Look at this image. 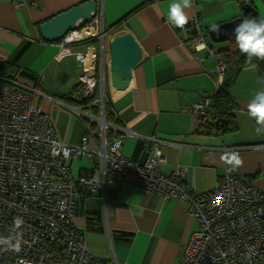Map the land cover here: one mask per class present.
<instances>
[{"label": "crops", "instance_id": "obj_1", "mask_svg": "<svg viewBox=\"0 0 264 264\" xmlns=\"http://www.w3.org/2000/svg\"><path fill=\"white\" fill-rule=\"evenodd\" d=\"M86 1L0 0V69L4 64L13 67V73L19 75L17 82L37 91L34 107L48 116L58 140L71 146L81 145L83 137L90 136L88 121L77 118L70 109L82 70L74 56H59L62 40L45 42L39 27ZM96 1L97 15L102 7L104 24L113 29L109 40L117 33L130 32L143 51L124 88L107 89L99 84L97 95L101 94L113 126L107 139H122L123 156L138 163L144 151L151 155L160 149L163 172L186 169L185 182L198 194L225 179L228 170L222 156L237 152L242 164L233 167L234 174L264 193V132L257 134L256 120L248 115L250 101L264 91L257 69H243L231 88L236 130L217 137L204 135L203 128L209 123H201L199 119L206 118L197 119L192 106L208 100L213 109V98L223 83L215 80L216 64L211 57L181 45L180 33L167 20L172 0ZM243 1L264 18V0H197L194 4L191 0L186 9L188 21L197 16L208 31L241 17ZM119 22L121 30L115 31ZM230 42L213 44L219 54ZM81 49L82 44L73 47L74 51ZM106 59L107 76L109 55ZM24 71L32 76L25 79L20 74ZM63 71L71 80L67 84L58 81ZM95 157H83L90 162L82 161L79 178L99 180ZM72 222L99 264H179L192 232L199 227L184 201L165 200L118 178L103 192L84 195Z\"/></svg>", "mask_w": 264, "mask_h": 264}, {"label": "built area", "instance_id": "obj_2", "mask_svg": "<svg viewBox=\"0 0 264 264\" xmlns=\"http://www.w3.org/2000/svg\"><path fill=\"white\" fill-rule=\"evenodd\" d=\"M174 28L182 46L215 61V80L221 85L227 65L200 19ZM111 30L96 15L66 35L59 55L79 62L82 74L74 99L84 108L73 113L99 126V140L85 136L79 146L59 141L48 116L34 107L37 91L0 77V264H99L72 221L80 199L103 192L114 178L187 204L199 227L179 264H264V193L242 183L232 165L226 163L227 176L215 188L198 194L185 182L186 169L163 172L160 149L141 165L123 156L122 139H107L113 126L97 90L105 81ZM79 44L83 49L74 51ZM192 113L206 118L199 119L205 124L217 118L208 100L194 104ZM83 157L98 159L99 180L72 176L71 161ZM16 218H22L20 226L14 224ZM16 241L19 250L11 246Z\"/></svg>", "mask_w": 264, "mask_h": 264}, {"label": "water", "instance_id": "obj_3", "mask_svg": "<svg viewBox=\"0 0 264 264\" xmlns=\"http://www.w3.org/2000/svg\"><path fill=\"white\" fill-rule=\"evenodd\" d=\"M242 10L243 14L241 17L213 26L208 30L209 37L213 43L219 44L236 40L235 28L243 24L244 18L253 17L259 19L257 10L251 4H244ZM97 12L98 3L96 0H88L78 6L72 7L43 23L39 27L41 38L48 43L60 42L81 24L92 21ZM142 58L143 51L132 33L122 32L113 35L109 40L107 76L105 71L103 77V80L108 78L107 82H103L105 88L116 90L124 88L129 84L133 69L141 62ZM58 81L62 84H67L71 80H69L68 74L63 71L60 72ZM76 84H78V81ZM149 155L148 150L143 152L139 161L141 165L146 162Z\"/></svg>", "mask_w": 264, "mask_h": 264}, {"label": "clouds", "instance_id": "obj_4", "mask_svg": "<svg viewBox=\"0 0 264 264\" xmlns=\"http://www.w3.org/2000/svg\"><path fill=\"white\" fill-rule=\"evenodd\" d=\"M190 7L191 0H172L167 13L168 23L176 27H184L189 20L186 9ZM243 21V24L235 28L236 44L241 53L246 55V63L255 67L251 64L253 57L264 59V18L247 17ZM248 115L256 120L257 134L264 132L262 131L264 129V91H258L255 99L250 101ZM222 160L234 168L242 164L239 154L234 151L225 153ZM14 224L20 226L22 218H16ZM11 246L19 250L20 241H16V244Z\"/></svg>", "mask_w": 264, "mask_h": 264}, {"label": "trees", "instance_id": "obj_5", "mask_svg": "<svg viewBox=\"0 0 264 264\" xmlns=\"http://www.w3.org/2000/svg\"><path fill=\"white\" fill-rule=\"evenodd\" d=\"M244 2L245 1H243L242 3L244 4ZM127 16L123 18V21L124 19L127 18ZM120 23L121 22H119L117 25L114 26L115 31L121 30ZM219 55L227 65V72L225 74V78L220 90L215 94L212 101L213 112L217 116V118L214 123H211L207 127L205 126L203 128L205 129L203 131L204 135L214 136V137L220 136L223 133L226 134L236 130V127L234 125L235 122L234 119H232V114H231L232 99L230 96V91L232 86L235 84L240 72L246 68H256L264 86V59L253 57L251 64L255 65V67H252L251 65L247 64L246 63L247 57L246 55L241 53L239 47L236 44V40L231 41L227 49L219 51ZM4 65H2L0 69V77L10 80H17V77L19 75H17L15 70L14 71L16 75L15 73H13L12 71L13 67H8V66L6 67ZM20 74L25 79L30 78L32 76L26 71L20 72ZM109 117L110 119L112 118L110 112H109Z\"/></svg>", "mask_w": 264, "mask_h": 264}, {"label": "rangeland", "instance_id": "obj_6", "mask_svg": "<svg viewBox=\"0 0 264 264\" xmlns=\"http://www.w3.org/2000/svg\"><path fill=\"white\" fill-rule=\"evenodd\" d=\"M99 1V0H98ZM96 15H97V13H96ZM95 15V16H96ZM95 16L93 17V19L95 18ZM98 17L101 19V18H103L104 19V16H103V11H102V7H100V10H99V14H98ZM92 19V20H93ZM86 23V22H85ZM85 23H83V24H85ZM83 24H81V25H83ZM80 25V26H81ZM79 26V27H80ZM78 27V28H79ZM77 28V29H78ZM203 28H205L204 26H203ZM76 29V30H77ZM108 29V28H107ZM115 30V29H114ZM75 31V30H74ZM112 31V30H111ZM111 31H109V33L111 32ZM64 41V38L62 39V42ZM107 81H108V79H107ZM108 88H109V86H108ZM76 108H78V109H82V108H84L82 105H79V104H76ZM94 129H96V127H94ZM82 161H87V162H90V160H88L87 158H82V159H77V160H74V162H73V166H72V176L75 178V179H77V178H79V170H80V166H81V164H82Z\"/></svg>", "mask_w": 264, "mask_h": 264}, {"label": "flooded vegetation", "instance_id": "obj_7", "mask_svg": "<svg viewBox=\"0 0 264 264\" xmlns=\"http://www.w3.org/2000/svg\"><path fill=\"white\" fill-rule=\"evenodd\" d=\"M3 79H6V78H3ZM6 80H8V81H14L13 84H14L15 86H17V87H18V85H19L18 82H17V80H10V79H6ZM19 88H20V85H19ZM71 100H72V102L74 103V105H71V107H70V109H71L72 112H73V109L76 108V104H79V105H82V104L80 103V101H77V100L74 99V93H73V95H72V97H71ZM73 114H74V113H73ZM79 119H80V118H79ZM86 124H87L88 127H90V133H89V131H88L87 128H86V132L89 133L90 137L92 136V131H93V130H96L95 134H97V135H96V136H92V138L99 140V139H100V137H99V126L96 125V124L89 123V122H87ZM94 127H96V129H94ZM86 136H88V135H86Z\"/></svg>", "mask_w": 264, "mask_h": 264}]
</instances>
